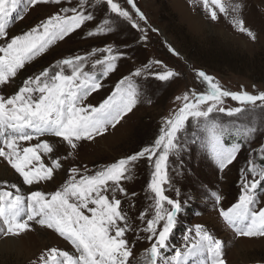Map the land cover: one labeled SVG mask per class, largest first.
Here are the masks:
<instances>
[{"label": "rangeland", "instance_id": "rangeland-1", "mask_svg": "<svg viewBox=\"0 0 264 264\" xmlns=\"http://www.w3.org/2000/svg\"><path fill=\"white\" fill-rule=\"evenodd\" d=\"M114 2L129 12L139 28H133L127 20L112 13L103 0L100 3L92 0L89 11L93 19L27 62L13 82L0 86V95H14L25 80L44 69L58 71L55 65L61 60L86 56L89 59L85 71L94 73L102 87L92 91L83 101L84 105L98 107L112 94L116 84L128 77L139 93L136 106L114 128L109 127L94 139L77 142L74 150L66 143H56L60 138L50 135L21 141L22 147L48 141L54 151L49 156L41 153L42 161L51 166L52 158H58L61 167L55 171L52 180L28 186L0 157V191L15 193L10 187L15 184L25 198L34 190L51 194L70 178L72 168L84 174L92 173L152 145L161 134L165 120L182 106V102L176 100L178 96L207 91V84L201 83L196 75L199 71L213 77L223 90L232 93L255 95L264 92V0H234L242 5L238 18L255 35L254 40L219 12L218 19L212 21L201 0H134L144 20L139 19L127 0ZM76 3L77 0H70L71 5ZM64 6H70L67 0ZM58 10V5L39 4L25 11L22 3L10 17L9 41L30 31ZM105 28L111 30L97 31ZM4 43L0 39V46ZM105 48H111L118 57L115 69L107 76L103 75L102 66L97 65L95 69L91 66L93 61L107 55L102 51ZM137 70H141L140 76L133 75ZM64 71L70 74L67 67ZM166 71L177 75L168 81L159 80L157 74ZM219 106L225 109L242 107L230 97H224ZM209 119L227 129L223 136L226 146L239 143L241 148L233 163L221 170L206 149L208 134L203 125L197 127L190 117L185 131L178 133L180 147L169 155L166 168L169 182L162 187L168 198L181 204V210L169 235L168 247L163 250L164 255L171 257L176 250L184 249L186 237L195 239L194 230L200 225L214 239L221 241L226 264H264V237L240 236L220 216L221 209L227 210L238 202L242 178L250 175L247 171L250 161L257 169L264 166V107L253 109L248 106L245 112L231 117L226 112L213 111ZM248 127H254L256 131L244 138L242 132ZM155 159L141 158L133 162L128 174L130 179L121 181L124 192L115 193L129 221L130 230L125 233V239L132 246L131 264H144L152 242L144 229L146 221L154 217V193L148 186L152 181ZM4 170L8 173L5 179L1 176ZM4 181L8 184L5 185ZM108 195L111 197L112 193ZM255 197L257 203L252 207L256 210L264 208V182L258 185ZM164 207L170 206L165 203ZM141 215H144L143 220ZM163 223L160 222L158 230ZM29 224L30 229L17 236L0 233V264H34L50 248L76 254L71 243L53 230L34 221ZM189 264H211V261L205 253L190 259Z\"/></svg>", "mask_w": 264, "mask_h": 264}, {"label": "snow or ice", "instance_id": "snow-or-ice-1", "mask_svg": "<svg viewBox=\"0 0 264 264\" xmlns=\"http://www.w3.org/2000/svg\"><path fill=\"white\" fill-rule=\"evenodd\" d=\"M65 0H0V39L5 41L0 46V86L13 82L25 64L44 53L54 42L63 40L79 29L86 21L93 19L89 8L92 0H77L75 5L64 6ZM102 0H95L100 3ZM112 13L127 20L133 28L139 25L132 20L129 12L121 8L114 0H103ZM136 11L139 19L144 16L136 8L134 0H127ZM24 10L39 4H54L59 10L41 21L30 31L8 39L7 28L10 17L21 4ZM205 11L212 21L218 19V12L230 18L234 27L246 33L253 40L255 35L245 28L238 18L242 5L234 0H201ZM218 10V11H217ZM108 21H105L107 24ZM110 28L97 31H110ZM93 33H89L92 35ZM146 39V37H145ZM175 53L174 49H169ZM102 59L92 62V68L102 66L103 75L113 71L118 59L111 48L102 50ZM95 55V52L92 53ZM89 57L76 56L64 59L55 65L58 71L44 69L38 75L29 77L18 91L6 97L0 95V157L18 173L25 185L50 181L57 169L61 167L58 158H52L51 166H46L41 153L49 156L53 145L42 141L35 146L22 147L21 141L50 135L60 138L56 143H66L69 149H76L77 142L91 140L103 135L109 127H115L125 115L136 106L139 93L135 84L128 77L121 79L112 94L98 107L84 105L83 101L95 90L102 87L97 76L85 71ZM70 69L65 74L64 68ZM140 76L141 70L133 73ZM177 75L172 71L157 74L161 81H168ZM201 83L207 84V91L202 94L178 96L182 106L165 120L161 134L154 143L126 158L119 159L110 166L92 173H81L77 168L70 170V178L51 194L34 190L25 198L20 189L12 184L13 191H0V233L17 236L30 229V221L53 230L60 237L69 241L75 249V255L57 248H50L42 253L34 264H131L132 246L125 239L130 230L127 215L121 209L117 191L123 193L121 181L130 179L128 175L133 162L141 158L154 161V172L149 188L154 193V217L146 221L144 229L152 241L144 257V264H189L190 259L205 253L211 264H226L222 253L221 241L214 239L204 228L197 225L195 239L186 237L187 243L174 255H164L169 235L175 225L181 204L165 195L162 185L169 182L167 162L171 153L179 150L178 133L185 131L186 122L191 117L197 127L203 125L208 134L206 149L210 156L223 170L232 164L241 148L239 143L230 147L223 143L227 129L220 123L210 120L213 111L226 112L235 116L251 108L264 107V92L249 94L232 93L223 90L214 78L203 71L196 73ZM38 93L39 95H35ZM230 97L242 107L225 109L223 98ZM210 102V103H209ZM259 102V104L257 103ZM208 105L207 107H203ZM254 127L243 130L248 138L255 133ZM248 177L242 178V193L238 202L227 210L221 209L220 216L237 234L244 237H264V208L259 210L252 206L257 203L255 190L264 182V166L257 169L250 161ZM7 185L8 182L4 181ZM111 192V197L108 193ZM219 202L220 197H216ZM165 203L169 208H165ZM146 215V214H144ZM144 215L140 219H144ZM22 217H26L22 219ZM163 221L162 227L158 225Z\"/></svg>", "mask_w": 264, "mask_h": 264}, {"label": "bare ground", "instance_id": "bare-ground-1", "mask_svg": "<svg viewBox=\"0 0 264 264\" xmlns=\"http://www.w3.org/2000/svg\"><path fill=\"white\" fill-rule=\"evenodd\" d=\"M1 170V169H0ZM8 175V173L4 170L3 173H2V177L5 179L7 178L6 176ZM2 243V242H1ZM6 243H4L2 246H4Z\"/></svg>", "mask_w": 264, "mask_h": 264}, {"label": "trees", "instance_id": "trees-1", "mask_svg": "<svg viewBox=\"0 0 264 264\" xmlns=\"http://www.w3.org/2000/svg\"><path fill=\"white\" fill-rule=\"evenodd\" d=\"M238 135H239V134H236L235 136H237V137H238ZM235 136H234V137H235ZM228 140H230V139H227L226 141H228Z\"/></svg>", "mask_w": 264, "mask_h": 264}]
</instances>
